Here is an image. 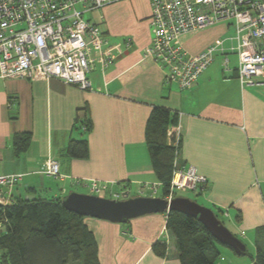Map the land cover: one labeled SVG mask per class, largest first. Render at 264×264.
Masks as SVG:
<instances>
[{"label": "crops", "instance_id": "crops-1", "mask_svg": "<svg viewBox=\"0 0 264 264\" xmlns=\"http://www.w3.org/2000/svg\"><path fill=\"white\" fill-rule=\"evenodd\" d=\"M98 14L96 23L116 59L105 69L94 67L90 90L55 79H0V172L22 175L14 198L63 199L78 187L77 180L108 184L114 199L134 187L142 197L167 198L162 187L159 197L152 196L150 188L160 182L146 139L154 109L165 108L175 115L167 140L177 148L179 164L194 166L209 180L205 192H196L201 205L256 249L264 227V85L243 89L238 56L229 54L225 72L220 54V63L214 60L194 88L183 90L144 58L153 38L151 0H121ZM230 29L220 24L184 36L182 44L198 55L231 36ZM84 121L89 131L82 130ZM26 135L30 144L18 152L14 143ZM71 141L87 142L86 159L68 153ZM49 159L59 163L63 180L40 172ZM167 221L168 213H156L123 224L91 218L86 223L96 237L100 264H182ZM219 248L216 264H255Z\"/></svg>", "mask_w": 264, "mask_h": 264}, {"label": "built area", "instance_id": "built-area-1", "mask_svg": "<svg viewBox=\"0 0 264 264\" xmlns=\"http://www.w3.org/2000/svg\"><path fill=\"white\" fill-rule=\"evenodd\" d=\"M118 1L0 0V79H55L90 90L94 67L105 69L116 57L99 24L86 20L85 15ZM151 7L153 38L144 58L161 66L167 83H176L183 90L194 88L219 53L225 72L230 71L229 54L238 56V80L243 89L264 85V0H151ZM220 24L231 27L233 34L217 39L198 55L185 50L184 36ZM82 130L88 131V127L83 124ZM178 158L176 148L167 199L178 192H205L209 180L194 166L180 165ZM40 172L64 179L55 160L45 161ZM21 181L22 175L0 172V206L14 202L13 189ZM75 185L88 188L91 195L108 191V184L96 180H77ZM159 187L161 184L150 188L152 195Z\"/></svg>", "mask_w": 264, "mask_h": 264}, {"label": "trees", "instance_id": "trees-1", "mask_svg": "<svg viewBox=\"0 0 264 264\" xmlns=\"http://www.w3.org/2000/svg\"><path fill=\"white\" fill-rule=\"evenodd\" d=\"M172 118L175 115L170 110L156 108L146 128L147 145L163 197H168L173 177L175 148L167 140ZM84 124L89 131V122ZM21 137L14 143L18 152L26 149L31 140L28 135ZM68 153L73 158L86 159L87 142L71 141ZM63 200L17 198L8 206H0V264H100L97 240L87 218L67 210ZM167 230L175 238L182 264H216L221 258L222 245L198 219L170 212ZM256 246L255 264H264V227L258 230Z\"/></svg>", "mask_w": 264, "mask_h": 264}, {"label": "water", "instance_id": "water-1", "mask_svg": "<svg viewBox=\"0 0 264 264\" xmlns=\"http://www.w3.org/2000/svg\"><path fill=\"white\" fill-rule=\"evenodd\" d=\"M62 204L67 210L80 216L120 224L145 215L179 212L187 217L198 219L222 246L231 249L238 256L245 257L249 253L246 244L223 224L213 210L190 198L176 196L168 200L130 197L129 192H125L119 199H107L71 192Z\"/></svg>", "mask_w": 264, "mask_h": 264}, {"label": "rangeland", "instance_id": "rangeland-1", "mask_svg": "<svg viewBox=\"0 0 264 264\" xmlns=\"http://www.w3.org/2000/svg\"><path fill=\"white\" fill-rule=\"evenodd\" d=\"M101 10V9H100ZM100 10H98V11H95V12H93V13H87L86 15H85V19L86 20H92V21H94V22H97L98 20H99V18H98V13L100 12ZM230 31H231V29H230ZM233 57V59L235 58L234 56H232ZM215 60L217 61V62H221V55L218 53L216 56H215ZM224 69V68H223ZM175 150H176V148H175ZM190 166V165H189ZM173 170H174V165H173ZM53 180V179H52ZM53 181H55V180H53ZM71 189V188H70ZM72 191H76V192H79L80 194H86V195H91V192H90V190L88 189V188H84V187H81V186H78V187H75ZM72 191H70V192H72ZM113 191H115V192H119L118 190H113ZM139 191V188H137V187H134L133 188V190H132V192L130 193L129 192V194H130V197H142V195L140 194V192H138ZM70 192L66 195L67 197L69 196V194H70ZM114 192H112L111 190H109V191H106L105 193H103V194H101V196H99V197H104V198H107V199H114V194H113ZM157 193H158V191H157ZM156 193V195H158V197L160 196V193L159 194H157ZM169 194H170V192H169ZM169 194L167 195V196H169ZM93 195V194H92ZM156 195H152V196H156ZM176 195L178 196V197H186V198H190L191 200H193V201H196L198 204H200L201 205V203H202V200L201 199H199V197L196 195V192L195 191H187V192H178V193H176ZM94 196H98V195H94ZM120 197H121V194H120ZM176 197V196H175ZM174 197V198H175ZM65 198V197H64ZM63 198V199H64ZM165 199H167V198H165ZM222 221H224L222 218H220ZM225 223V222H224ZM247 243V247H248V251H249V253H248V255L247 256H245V257H241V256H238V259L239 260H250L251 262H253V259H255L256 258V254H257V248L256 249H253V247L250 245V243H248V242H246ZM224 249L225 250H228V251H230V252H232L233 254H234V251H232L231 249H229V248H227V247H225L224 246ZM252 256H255V257H252ZM70 264H74V263H70Z\"/></svg>", "mask_w": 264, "mask_h": 264}]
</instances>
